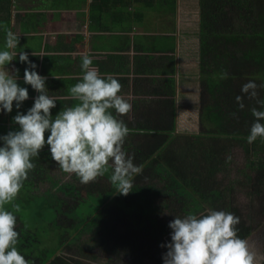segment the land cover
Masks as SVG:
<instances>
[{"label":"trees","instance_id":"16d2710c","mask_svg":"<svg viewBox=\"0 0 264 264\" xmlns=\"http://www.w3.org/2000/svg\"><path fill=\"white\" fill-rule=\"evenodd\" d=\"M198 34L199 129L174 133L173 98L159 101L156 120L126 122L124 148L143 164L128 195L114 192L111 169L82 184L57 169L47 148L34 158L23 187H54L55 223L71 231L46 252L36 229L15 212L17 247L29 264H162L165 249L159 245L169 239L168 222L207 208L239 216L238 235L251 234L253 212L264 213V139L246 142L254 120L250 109L257 105L244 99L241 110L235 97L248 80L264 82V0H199ZM167 82L174 91V80ZM258 91L264 99V89ZM5 129L0 126V134ZM55 169L68 179H56ZM239 192L249 198L247 207L236 200ZM89 197L99 199L94 210L72 217Z\"/></svg>","mask_w":264,"mask_h":264},{"label":"clouds","instance_id":"9594fccd","mask_svg":"<svg viewBox=\"0 0 264 264\" xmlns=\"http://www.w3.org/2000/svg\"><path fill=\"white\" fill-rule=\"evenodd\" d=\"M19 38L8 29L0 47V113L16 110L11 117L15 127L0 134V264H29L17 247L14 213L19 208L13 201L35 167L34 158L45 148L61 171L74 174L82 184L111 169L110 183L121 196L131 192L135 176L143 170V164L134 163L133 155L124 148L129 129L119 117L132 105L120 94L118 79L112 74L102 75L93 66L92 56L82 55V75L68 89L76 103L53 114L60 98L49 94L47 78L37 72V64L23 46L18 48ZM14 60L25 65L23 84L37 93L24 111L21 109L29 92L18 82L19 69L10 63ZM258 89H264V82L248 80L235 97L241 110L244 99L257 105L250 109L254 120L245 137L247 143L264 139V99L259 98ZM239 223V216L213 208L173 216L167 224L169 239L159 245L165 249L162 264H260L264 254L250 248L248 240L238 235Z\"/></svg>","mask_w":264,"mask_h":264},{"label":"crops","instance_id":"0c3cea01","mask_svg":"<svg viewBox=\"0 0 264 264\" xmlns=\"http://www.w3.org/2000/svg\"><path fill=\"white\" fill-rule=\"evenodd\" d=\"M2 24L0 39L8 29L19 34L18 48L23 46L47 78L49 94L60 98L53 114L76 103L68 89L82 75V55L89 54L102 75L112 74L122 85L120 94L132 105L119 117L125 123L156 120L159 101L173 98L174 133L198 131L199 0H0ZM10 63L28 88L24 111L37 93L23 84L25 65ZM168 79L174 80V91ZM15 111L0 113L7 131L15 127Z\"/></svg>","mask_w":264,"mask_h":264},{"label":"rangeland","instance_id":"374dc122","mask_svg":"<svg viewBox=\"0 0 264 264\" xmlns=\"http://www.w3.org/2000/svg\"><path fill=\"white\" fill-rule=\"evenodd\" d=\"M184 28L185 27L182 29ZM196 28V25L188 27L190 33H194ZM3 29H5V27L2 24L0 30ZM3 43L4 40L0 39V47ZM56 166L58 167L57 169H60L58 165ZM57 169L52 171L53 176L56 179L58 177L64 180L68 179V174H61ZM40 191H45V193L39 195ZM54 192V187L50 186L49 183L40 187H23L19 191L15 201H13V203L18 206L19 211L17 213L21 216L24 223L32 229H36L40 240L39 248L44 249L46 252L53 251L57 247L59 244L60 235L65 236L66 232L70 233L71 231V228L68 226H59L55 223L57 212L55 209H53V205H57V201ZM235 198L240 203V205L247 207L249 198L240 192L235 193ZM95 199L97 198L89 197L84 204H82L74 213L71 214L72 217H82V215L85 216L92 212L97 203L96 201L99 200ZM253 217L256 225H254L251 234L246 239L249 242L250 248L254 249L258 253L264 254V213L260 210H256L253 212ZM260 264H264V259H261Z\"/></svg>","mask_w":264,"mask_h":264}]
</instances>
